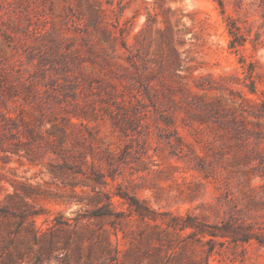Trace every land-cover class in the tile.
I'll return each instance as SVG.
<instances>
[{
    "label": "rangeland",
    "instance_id": "374dc122",
    "mask_svg": "<svg viewBox=\"0 0 264 264\" xmlns=\"http://www.w3.org/2000/svg\"><path fill=\"white\" fill-rule=\"evenodd\" d=\"M262 99L264 0H0V264H264Z\"/></svg>",
    "mask_w": 264,
    "mask_h": 264
},
{
    "label": "trees",
    "instance_id": "16d2710c",
    "mask_svg": "<svg viewBox=\"0 0 264 264\" xmlns=\"http://www.w3.org/2000/svg\"><path fill=\"white\" fill-rule=\"evenodd\" d=\"M217 1L220 3L223 11H225V0H217ZM230 24H231L230 33H232V35H233V38H232L231 43H230V46L236 48L238 44H243L244 43L243 41L245 39H244L243 34L240 33V27L236 24V21L233 18H231ZM252 91L256 92V88L254 87L252 89ZM259 106H260V115H264V99H262V101L259 103ZM15 194L21 198V202L24 205H28L29 204V201L27 200V197L31 196V194L29 192L24 190V192L21 194V193H19L17 191V188H15ZM7 196L12 198V196H14V195L8 194ZM130 205L134 208V210L140 216L144 217L146 215V212L143 209V205L138 199L137 200L136 199L133 200V202H131ZM34 213H37V212H30L29 215H34ZM0 215H3V216H7L8 215L4 206H0ZM18 215L20 217V221L19 222L23 223L27 219L28 212H27V210H21ZM94 215H100V214H94ZM34 222H35V219H33V223ZM57 223H60V222L57 220ZM188 225H193V224H189V223L188 224H184L183 227H187Z\"/></svg>",
    "mask_w": 264,
    "mask_h": 264
}]
</instances>
